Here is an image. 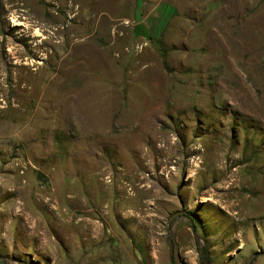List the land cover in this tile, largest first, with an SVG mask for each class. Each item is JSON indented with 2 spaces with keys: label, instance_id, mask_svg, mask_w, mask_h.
<instances>
[{
  "label": "rangeland",
  "instance_id": "374dc122",
  "mask_svg": "<svg viewBox=\"0 0 264 264\" xmlns=\"http://www.w3.org/2000/svg\"><path fill=\"white\" fill-rule=\"evenodd\" d=\"M92 1L0 0V264H264V0Z\"/></svg>",
  "mask_w": 264,
  "mask_h": 264
},
{
  "label": "bare ground",
  "instance_id": "6f19581e",
  "mask_svg": "<svg viewBox=\"0 0 264 264\" xmlns=\"http://www.w3.org/2000/svg\"><path fill=\"white\" fill-rule=\"evenodd\" d=\"M56 1H57V0H56ZM60 1L63 2V1H65V0H60ZM58 3H59V2H58ZM90 4H93V1H92V0H91V2L89 3V5H90ZM79 5H80V4H79ZM89 5H88V6H89ZM73 7H74V3H73L72 1H70V2H69V9H72ZM74 8H75V7H74ZM78 9H79V8H78ZM91 9H92V8H91ZM35 11H37V10H35ZM77 12H78V11H77ZM36 15H37V13H36ZM77 16H78V15H77ZM75 18H76V17H75Z\"/></svg>",
  "mask_w": 264,
  "mask_h": 264
},
{
  "label": "water",
  "instance_id": "95a60500",
  "mask_svg": "<svg viewBox=\"0 0 264 264\" xmlns=\"http://www.w3.org/2000/svg\"><path fill=\"white\" fill-rule=\"evenodd\" d=\"M191 223H192V222H191ZM191 225H192V226H191V227H192V230H193V232H194L195 228H194L193 224H191ZM252 262H253V260H251L249 264H252Z\"/></svg>",
  "mask_w": 264,
  "mask_h": 264
}]
</instances>
